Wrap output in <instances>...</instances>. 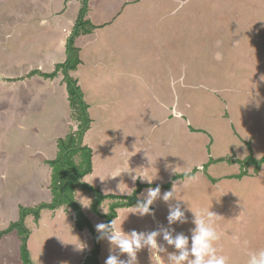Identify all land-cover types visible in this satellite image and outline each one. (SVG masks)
Wrapping results in <instances>:
<instances>
[{
  "label": "rangeland",
  "instance_id": "374dc122",
  "mask_svg": "<svg viewBox=\"0 0 264 264\" xmlns=\"http://www.w3.org/2000/svg\"><path fill=\"white\" fill-rule=\"evenodd\" d=\"M80 12L90 31L70 45ZM67 56L76 68L56 69ZM66 78L87 124L74 114ZM80 126L92 154L86 182L116 196L144 185L140 199L175 184L193 211L219 215L218 254L247 264L264 249V162L257 170L239 163L264 154V0H0V231L12 228L0 234V264H82L89 255L95 235L76 226L71 206L52 207L45 165ZM189 167L194 179L184 175ZM124 169L157 175L151 184L128 172L110 177ZM73 193L100 234L103 208L118 198L94 212V193L78 185ZM174 203L157 199L143 217L117 208L114 220L125 232L168 227ZM186 216L171 227L190 236V209ZM110 254L118 250L101 239L99 264ZM154 259L147 248L137 254L138 264Z\"/></svg>",
  "mask_w": 264,
  "mask_h": 264
},
{
  "label": "clouds",
  "instance_id": "9594fccd",
  "mask_svg": "<svg viewBox=\"0 0 264 264\" xmlns=\"http://www.w3.org/2000/svg\"><path fill=\"white\" fill-rule=\"evenodd\" d=\"M232 144L241 145L235 142ZM197 167L202 170V165H197ZM123 172H128L133 181L141 179L142 181L146 180L149 184L152 183L157 175L156 173L152 179H149L144 174H138L134 171L135 174L132 175L133 171L124 169L119 174L110 177L114 178ZM191 172L192 169L189 167L184 170V175L188 176L189 179H194V177L190 176ZM100 179L104 180L102 178ZM80 182L86 181L83 179ZM174 185L171 190L163 194H161L159 186L154 188L149 187L146 190L144 198L138 200L135 204V211L131 212L141 217L153 215L154 210L151 206L157 199H162L165 203L175 201L174 204L168 205L169 211L166 217L168 227H160L148 232L137 230L125 232L122 229V224L117 226L115 220L107 224L99 223L96 225V229L100 233L99 238L106 239L112 249L118 250V254H110L107 257L105 264H138L137 254L144 248H147L154 255L155 259L152 261V264H164L165 260L167 264H228L227 257L219 255L216 247V242L221 238L216 228L219 215L212 211L211 208L202 209L199 212L193 211L189 207L188 202L178 196L177 188ZM123 194L132 195L128 191H122L121 195ZM182 202H186L187 209H190L193 213L191 222L194 227L189 230L190 236L185 235L183 232H176L175 228L171 227L175 224H185L188 222V217L186 216L187 209L182 205ZM103 211L108 213L104 208ZM158 237L164 243L158 242ZM166 246L173 247L174 251L169 252ZM120 254H127V259H121ZM84 263L85 260L82 261V264ZM247 264H264V249L250 252L248 254Z\"/></svg>",
  "mask_w": 264,
  "mask_h": 264
},
{
  "label": "trees",
  "instance_id": "16d2710c",
  "mask_svg": "<svg viewBox=\"0 0 264 264\" xmlns=\"http://www.w3.org/2000/svg\"><path fill=\"white\" fill-rule=\"evenodd\" d=\"M85 2V0H83ZM81 12L78 15L75 27H78V30L76 29L73 33V36L69 39V44L72 45L73 41L76 37L80 36L82 32L88 33L90 30V22L84 17L81 18ZM86 25V26H84ZM84 26V27H83ZM81 33V34H80ZM68 44V45H69ZM68 52V51H67ZM77 59L73 60V58L69 59V56H67V59L65 62L58 64L56 66V69H63V71L68 72L72 69L76 68L77 65ZM39 72L34 71L33 74H38ZM42 73V76L44 77H52L56 75V72L52 73ZM64 73V72H63ZM68 83V97L70 99L71 107L74 111H76L74 114L76 117H78L79 120L84 121V124H87V119L84 117L86 113L84 111L86 110L87 106L85 105V108L83 106V102L81 101V97L78 92V87L76 83L70 78H66ZM81 124V123H79ZM82 128H77L76 130L72 131V133L66 135V137H72L70 139H61V141L66 140L67 146L65 147L61 146L58 149L57 156L53 159L47 160L50 167V180L49 185L50 186V193H51V205L57 207H67L71 206L75 210L76 220L75 224L78 228H83L84 226H88V228L93 232L95 235V244L94 246L89 250V255L85 259L84 264H99L100 261L98 259V254L100 251V234H96L95 231L92 229V225L89 222L88 218L84 216V214L81 211L79 203L76 202L75 196L73 191L76 189V185H78V188L82 187L84 190L90 191L95 194L94 199L91 203V209L96 212L98 209V205L101 204V202L105 198H114L117 197L118 200L116 202H111L109 205V212L106 214H102L103 218H105L106 224L110 221L114 220V218L117 216V208H123V207H135V204L138 200H142L138 197V193L144 188V185H138V187L134 190L132 195H126V196H116L113 194H103L95 187L89 185L87 182H80L79 180L86 175V173H89L91 171V160H92V154L91 149H88L84 147L85 143H82L81 139L83 140L82 135L83 131L81 132ZM72 134V135H71ZM65 143V142H64ZM86 149V151H83ZM76 153H81L83 155V165L82 167L73 159V155ZM252 155L248 158H241V163L243 166L242 169L246 168L249 165H255L256 170L259 167L261 163L264 162V154L260 157H253ZM246 159V160H245ZM216 161H223L222 158H217ZM70 164V165H66ZM73 166V167H72ZM87 167V168H86ZM75 170H74V169ZM54 208V209H55ZM12 228L9 227L8 230H1L0 234H7Z\"/></svg>",
  "mask_w": 264,
  "mask_h": 264
},
{
  "label": "crops",
  "instance_id": "0c3cea01",
  "mask_svg": "<svg viewBox=\"0 0 264 264\" xmlns=\"http://www.w3.org/2000/svg\"><path fill=\"white\" fill-rule=\"evenodd\" d=\"M85 135V134H84ZM56 155H57V153H56ZM46 159H49V158H46ZM45 165L46 166H48V168H49V172H50V167H49V165L47 164V163H45ZM93 170V169H92ZM92 170L89 172V173H86V175H84V178L85 177H87V175H88V178H89V176H90V174L92 173ZM49 180H50V175H49ZM48 183H49V181H48ZM87 183H88V181H87ZM91 185V184H90ZM48 186V185H47Z\"/></svg>",
  "mask_w": 264,
  "mask_h": 264
}]
</instances>
